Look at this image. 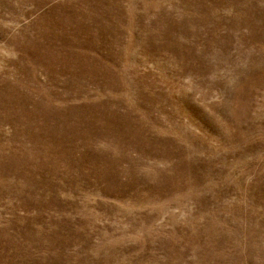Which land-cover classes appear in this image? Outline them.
<instances>
[{
  "label": "rangeland",
  "instance_id": "rangeland-1",
  "mask_svg": "<svg viewBox=\"0 0 264 264\" xmlns=\"http://www.w3.org/2000/svg\"><path fill=\"white\" fill-rule=\"evenodd\" d=\"M0 264H264V0H0Z\"/></svg>",
  "mask_w": 264,
  "mask_h": 264
}]
</instances>
